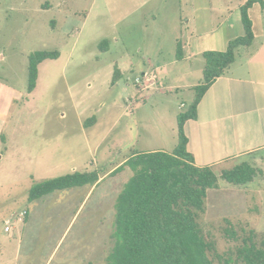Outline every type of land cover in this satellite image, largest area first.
I'll return each mask as SVG.
<instances>
[{"label": "rangeland", "instance_id": "obj_1", "mask_svg": "<svg viewBox=\"0 0 264 264\" xmlns=\"http://www.w3.org/2000/svg\"><path fill=\"white\" fill-rule=\"evenodd\" d=\"M160 9L166 21L159 14L152 22L150 12ZM170 15L168 0H0V264H105L116 197L132 174L112 170L133 151L174 148L176 115L195 94L194 87L140 92L134 78L149 59L165 67L161 77L202 82V73L186 76L169 64ZM35 51L59 57L39 65L27 93ZM242 162L257 168L248 158L224 167ZM75 171L100 177L27 199L35 183ZM236 187L219 180L198 216L220 253L240 243L223 235L228 224L242 234L235 220L244 202L228 200Z\"/></svg>", "mask_w": 264, "mask_h": 264}, {"label": "trees", "instance_id": "obj_2", "mask_svg": "<svg viewBox=\"0 0 264 264\" xmlns=\"http://www.w3.org/2000/svg\"><path fill=\"white\" fill-rule=\"evenodd\" d=\"M264 0H246L239 8L243 35L230 40L225 51H205L202 82L194 86V97L184 112L176 115V145L170 152H132L112 172L127 167L131 176L124 183L114 205V243L105 264H264V232L251 228H235L228 224L223 235L240 243L220 253L212 234L204 230L198 216L205 209V199L218 181L240 186L249 183L259 170L246 162L222 169L198 167L187 151L184 124L196 118V108L213 80L222 76L236 60L240 49L251 46L253 33L248 9ZM58 51H35L28 57L27 93L38 78V66L47 59H57ZM179 60L180 48L176 47ZM117 76H113L115 80ZM98 172H72L44 179L32 185L28 200L55 190L85 184L93 185Z\"/></svg>", "mask_w": 264, "mask_h": 264}, {"label": "crops", "instance_id": "obj_3", "mask_svg": "<svg viewBox=\"0 0 264 264\" xmlns=\"http://www.w3.org/2000/svg\"><path fill=\"white\" fill-rule=\"evenodd\" d=\"M245 1L168 0L170 28H173L171 44L175 48L179 46L181 56L178 60L174 53V60L169 63L175 65L176 72L186 76L195 72L199 78L204 68L203 52L225 51L230 40L243 35L239 8ZM160 10V13L150 12L152 22H156L159 14L166 21L165 10ZM247 13L253 33L251 46L240 49L226 72L212 81L197 104L196 118L187 120L183 128L186 149L196 166L225 169L227 163L245 158L255 164L259 170L257 177L234 188L228 200L241 198L244 202L243 217L235 220L237 225L264 232L261 218L264 215V10L253 3ZM148 64L141 74H154L156 80L147 88L138 89L140 92L196 86L161 77L158 70L165 67L152 65L149 59ZM148 151L170 152L161 148L144 152Z\"/></svg>", "mask_w": 264, "mask_h": 264}, {"label": "built area", "instance_id": "obj_4", "mask_svg": "<svg viewBox=\"0 0 264 264\" xmlns=\"http://www.w3.org/2000/svg\"><path fill=\"white\" fill-rule=\"evenodd\" d=\"M156 76L154 74H147L143 72L140 77H135L133 80V84L137 89L143 90L147 88L148 84L151 81H155ZM180 106H183L182 104ZM25 212H21L20 215L24 216ZM4 231H9V227L5 226Z\"/></svg>", "mask_w": 264, "mask_h": 264}]
</instances>
